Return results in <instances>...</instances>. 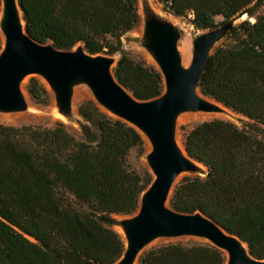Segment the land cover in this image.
I'll list each match as a JSON object with an SVG mask.
<instances>
[{"label":"trees","instance_id":"16d2710c","mask_svg":"<svg viewBox=\"0 0 264 264\" xmlns=\"http://www.w3.org/2000/svg\"><path fill=\"white\" fill-rule=\"evenodd\" d=\"M18 1L27 32L63 50L82 44L91 54L114 53V42L139 23L135 0ZM160 1L176 16L192 14L197 29L233 23L213 48L199 87L249 119L241 127L215 118L186 133L184 147L205 176L185 175L170 204L181 212L201 211L264 259V14L258 12L264 0ZM243 14L249 18L234 23ZM217 16L223 17L219 24ZM113 73L138 99L164 91L160 70L125 52ZM28 91L46 103V89L34 76ZM79 113L84 139L62 122H0V264H114L122 257L125 242L114 215L134 214L151 184L128 161L144 138L92 99ZM138 263L224 264L225 255L209 242H168L144 251Z\"/></svg>","mask_w":264,"mask_h":264},{"label":"water","instance_id":"95a60500","mask_svg":"<svg viewBox=\"0 0 264 264\" xmlns=\"http://www.w3.org/2000/svg\"><path fill=\"white\" fill-rule=\"evenodd\" d=\"M232 25L228 23L198 35L191 64L185 66L178 49L179 28L155 14L148 16L143 45L162 73L164 91L156 98L141 100L115 77L113 57L91 54L82 44L63 50L53 43L38 42L26 30L19 1L1 0V112L28 109L22 83L30 75H39L47 81L65 115L74 106L75 86L86 84L98 106L135 126L151 145L147 163L154 179L141 194L138 210L119 221L125 251L114 264H138L153 242L183 237H198L217 246L224 252V264H264V259L250 253L244 241L201 211L181 212L170 204L179 177L200 168V163L178 143L179 116L185 112L217 113L228 109L204 95L199 83L213 48Z\"/></svg>","mask_w":264,"mask_h":264},{"label":"rangeland","instance_id":"374dc122","mask_svg":"<svg viewBox=\"0 0 264 264\" xmlns=\"http://www.w3.org/2000/svg\"><path fill=\"white\" fill-rule=\"evenodd\" d=\"M135 5L137 8V12L139 15V23L133 29L127 31L122 37L121 40L114 42V47L116 51L111 54H106L111 56L115 59L116 63L117 60L120 58L121 53L125 52L130 57L135 60L142 61L146 65L154 66L159 69L156 61L154 60L153 56L150 52L144 47L143 45V30L145 22L150 15H157L159 18L165 19L167 21L172 22L175 24L180 30V39L178 41V49L182 56V62L185 66H189L191 64L193 58V51H194V39L203 32H206L201 29L195 28L192 23V14L187 16H176L171 12L165 11L163 3L160 0H135ZM258 12L260 14H264V6L260 7ZM247 14H243L241 17L237 18L234 23H238L244 19H248ZM223 19L221 16L216 17V22L219 24L220 21ZM251 21H255V17L250 18ZM220 27V25H218ZM113 65V67L116 65ZM36 77L39 82L45 87L46 89V103H39L37 102L29 93L28 91V84L32 77ZM84 86L85 89L90 93L87 96H84L76 106H73L72 111L65 115L63 114L59 107L57 106L55 95L53 90L51 89L50 85L47 81L39 76V75H30L28 76L22 83V89L25 94H27L31 101V107L24 111H16V112H7L9 115L14 114H24L28 113L26 117L20 118L17 121H8L3 118V114L7 115L5 112L0 111V122L4 124L10 125H37L41 127H54L58 122H62L66 128L77 138V139H84L85 136L83 134V130L81 127V123L83 121L82 116L79 113L80 105L88 100L93 99L92 92L86 84H79L75 86V88ZM99 108L106 113L108 116L116 117L111 113L107 112L104 108L99 106ZM29 116V117H28ZM195 117V118H194ZM215 118L230 120L237 125L243 127L247 126L249 123V119L241 114L235 113L230 109H226L223 112L217 113H206V112H185L181 114L178 118V132H177V140L181 147H184V140L186 133L192 129V127L200 122L206 120H212ZM91 131L97 134V129L94 126H91ZM143 135V134H142ZM144 144L134 147L129 155L128 161L132 168L136 169L139 173H141L146 180H149L150 183L154 179V175L149 168L147 163V154L151 150V145L148 139L143 135ZM203 169H205L202 165H200ZM202 175L205 176L204 173L201 172H191V173H184L182 174L177 184L181 181V179L185 175ZM114 217L118 220V223L114 225V229L120 234L121 238L125 242L124 234L122 227L119 223L121 219L127 217V215H114ZM168 242H182L184 244L189 243H198V242H206L204 239L198 237H183L178 239H164L153 242L147 249L165 244ZM146 249V250H147ZM139 264V263H138Z\"/></svg>","mask_w":264,"mask_h":264},{"label":"bare ground","instance_id":"6f19581e","mask_svg":"<svg viewBox=\"0 0 264 264\" xmlns=\"http://www.w3.org/2000/svg\"><path fill=\"white\" fill-rule=\"evenodd\" d=\"M24 90V89H23ZM90 93L87 91V89H85V87L84 86H80V87H77V88H75V91H74V106H76V104L84 97V96H87V95H89ZM25 96H26V99H27V101H28V103H29V106L31 107V101H30V98H29V96L27 95V94H25ZM30 107H28V108H30ZM28 111V110H27ZM18 112V111H17ZM5 113H7V112H5ZM28 115V113L26 112V113H24V114H12V115H9L8 113H7V115L5 114H3V118L5 119V120H8V121H17V120H19L20 118H23V117H26ZM29 117V116H28ZM195 118V117H194ZM24 119V118H23ZM180 143V142H179ZM181 146V145H180ZM124 236V235H123Z\"/></svg>","mask_w":264,"mask_h":264}]
</instances>
